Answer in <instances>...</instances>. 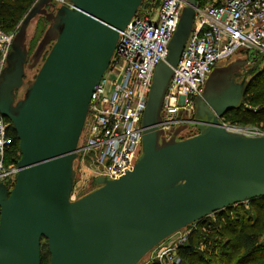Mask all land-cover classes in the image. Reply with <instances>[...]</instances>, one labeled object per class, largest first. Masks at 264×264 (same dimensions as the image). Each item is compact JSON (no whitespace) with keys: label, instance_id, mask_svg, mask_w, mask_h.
I'll list each match as a JSON object with an SVG mask.
<instances>
[{"label":"water","instance_id":"water-1","mask_svg":"<svg viewBox=\"0 0 264 264\" xmlns=\"http://www.w3.org/2000/svg\"><path fill=\"white\" fill-rule=\"evenodd\" d=\"M37 0L18 26L0 70V116L18 141V173L0 183V264H139L171 235L234 205L264 198V136L247 137L220 119L241 107L254 54L221 69L219 84L194 100L197 133L164 141L159 111L190 34L196 0H187L153 72L141 120V156L131 171L74 201L77 146L91 95L108 70L118 32L143 0ZM51 5L52 15L42 8ZM48 27L29 57L25 30L42 16ZM45 15V16H44ZM48 50L46 51V48ZM41 64L22 96L25 68ZM246 66V67H244ZM223 81V82H224Z\"/></svg>","mask_w":264,"mask_h":264},{"label":"built area","instance_id":"built-area-1","mask_svg":"<svg viewBox=\"0 0 264 264\" xmlns=\"http://www.w3.org/2000/svg\"><path fill=\"white\" fill-rule=\"evenodd\" d=\"M50 1L59 7L69 6L66 0ZM187 4V0H144L118 32L111 64L89 102L77 146V178L71 201L82 196L85 181L115 180L132 170L140 156L141 120L153 72L165 60L168 43ZM14 34L0 27V70ZM250 53L254 54L253 61L263 58L264 62V0H196L190 34L172 68L163 98L165 114L160 126L168 130L191 123L194 98L200 96L199 89L215 64L235 55L247 58ZM180 106L190 117L186 121L177 117ZM219 121L232 133L264 136V130L256 127L229 124L223 118ZM11 126L0 116V183L8 190L18 173V160L7 163V152L13 146ZM184 137L180 135L178 139ZM168 239L171 241L152 259L154 264H176L174 253L186 241V235L176 232Z\"/></svg>","mask_w":264,"mask_h":264},{"label":"trees","instance_id":"trees-1","mask_svg":"<svg viewBox=\"0 0 264 264\" xmlns=\"http://www.w3.org/2000/svg\"><path fill=\"white\" fill-rule=\"evenodd\" d=\"M34 2L0 0L1 29L7 33L15 32ZM248 79L241 107L223 117L229 124H264V65L258 66ZM10 135L13 146L7 152V163L15 164L19 151L12 126ZM192 225L197 226V231L189 235L186 245L180 247L178 257L181 264H264V241L261 240L264 235V198L234 205ZM200 242L202 250L196 247ZM48 260L46 248L42 246L41 264H48Z\"/></svg>","mask_w":264,"mask_h":264},{"label":"rangeland","instance_id":"rangeland-1","mask_svg":"<svg viewBox=\"0 0 264 264\" xmlns=\"http://www.w3.org/2000/svg\"><path fill=\"white\" fill-rule=\"evenodd\" d=\"M50 6L51 5H48L47 7L42 8V10L45 11V15H52L54 13L55 10L52 11V8ZM54 7L56 9L59 6L54 5ZM45 19L46 18L43 17V15L40 16V17L35 18L34 20H32L29 23L27 29L25 30L24 37L26 38V49L29 51V57L33 53V51L35 50V47H36L38 41L40 40V38L42 37L44 30L48 27L49 23ZM16 33H17V30L15 31V34ZM47 50H48V47L46 48V51ZM242 59H243V57L241 55H235V56H232V57H230V58H228V59H226L224 61H220V62L216 63L215 66L212 68L211 72L206 77V80H205L204 84L200 87V89H199L200 95H202L204 93L205 86L208 85V84L211 87H213L214 85H218L219 88L223 87L226 84V81H224V79H223L224 82L222 81L219 84V81H218L219 71L221 69H224L226 66H228V65H230L232 63H236L237 61H242ZM40 64H41V59H40V61L38 62V64L34 68H31V69H28L27 67L25 68L23 87L18 91V93L16 95V99L21 98L26 83H28V82L33 80V78H34V76H35ZM263 65H264V62L261 63L259 68H261ZM244 67H246V66H244ZM247 67H249V66H247ZM195 98H194V100H195ZM164 114L165 113L163 112V102H162V106H161V109L159 111V120L160 121H159V124H158V130L160 131L161 138L164 141H168L171 138L178 139V137L180 135L182 137L183 136L189 137V136H192V135L197 133V129L194 126H192L190 124V122L186 123V124L178 125V126L174 125V126H171L170 129L164 130L160 126V123H162V120L164 118ZM177 117L180 118L181 120H184V121H186L187 119L190 118V117H188L187 111H185V109H183V107H181V106L179 107V112H178ZM241 125H243V127H245L247 125L246 127H256L258 129L264 130V124H241ZM238 126H240V125H238ZM137 153H140V156H141V149L140 148L138 149ZM76 166H77V163L74 162V167H76ZM76 178H77V174L75 173L74 174V180ZM101 181H102L101 178H98L95 181H92L91 179L85 181L84 182V188H83V190L81 192V195H84L85 193L90 192L96 186H99L101 184ZM196 231H197V226H195V225H191V226L179 231V232L183 233V235H186V241L183 243L182 246L187 244V240H188L189 235H191L193 232H196ZM175 236H177V235H175ZM261 240L264 241L263 238ZM169 241H171V239H168V240L166 239L165 241L160 243L158 246H156L154 249H152L148 254H146L141 259L139 264H154L152 259L160 252V250L162 248L167 246ZM196 247L198 249H201V250L203 249L201 242ZM43 249H44V247H43ZM180 249L181 248L179 247V249L174 253V260L176 261V264H181V259L178 257Z\"/></svg>","mask_w":264,"mask_h":264}]
</instances>
